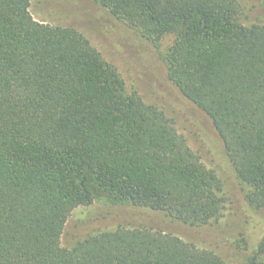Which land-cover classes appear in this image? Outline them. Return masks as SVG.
<instances>
[{"label": "trees", "instance_id": "obj_1", "mask_svg": "<svg viewBox=\"0 0 264 264\" xmlns=\"http://www.w3.org/2000/svg\"><path fill=\"white\" fill-rule=\"evenodd\" d=\"M156 44L168 80L205 115L246 200L264 210V26L238 0H96ZM30 0H0V264H223L172 233L116 228L67 249L68 217L106 195L188 226L220 218L221 181L172 119L80 32L37 22ZM245 264H264V237Z\"/></svg>", "mask_w": 264, "mask_h": 264}, {"label": "rangeland", "instance_id": "obj_2", "mask_svg": "<svg viewBox=\"0 0 264 264\" xmlns=\"http://www.w3.org/2000/svg\"><path fill=\"white\" fill-rule=\"evenodd\" d=\"M238 2L244 26H264V0ZM29 11L37 22L80 32L119 72L128 92L135 91L146 103L162 109L201 163L221 181L224 199L219 219L195 227L173 220L165 212L114 204L100 194L94 203L76 208L68 217L62 247L69 249L87 236L119 227H147L193 242L199 249L216 254L223 264H245L264 237V210L248 204L249 187L237 177L210 121L167 78L163 59L176 33L163 34L155 44L113 17L96 0H30Z\"/></svg>", "mask_w": 264, "mask_h": 264}]
</instances>
